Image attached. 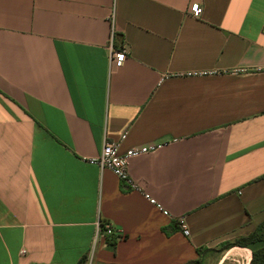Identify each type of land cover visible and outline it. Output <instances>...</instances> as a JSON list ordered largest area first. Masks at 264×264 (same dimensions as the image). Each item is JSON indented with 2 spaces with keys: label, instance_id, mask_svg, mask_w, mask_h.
Instances as JSON below:
<instances>
[{
  "label": "crops",
  "instance_id": "1",
  "mask_svg": "<svg viewBox=\"0 0 264 264\" xmlns=\"http://www.w3.org/2000/svg\"><path fill=\"white\" fill-rule=\"evenodd\" d=\"M105 141L161 145L136 189ZM263 221L264 0H0V264H249Z\"/></svg>",
  "mask_w": 264,
  "mask_h": 264
},
{
  "label": "built area",
  "instance_id": "2",
  "mask_svg": "<svg viewBox=\"0 0 264 264\" xmlns=\"http://www.w3.org/2000/svg\"><path fill=\"white\" fill-rule=\"evenodd\" d=\"M190 11L192 16L197 17L201 13V7L197 4L191 5ZM108 54L109 61L114 66V68H119L125 57L126 50L121 47L117 48L114 44V28H113V14L110 16V37L108 42ZM159 144H149L140 146L138 148L128 149L123 153L118 152L117 145L113 142L105 141L102 145L100 153L95 157L89 160V163L97 165L101 170L107 169L112 172V174L120 181L128 186L130 190L136 189V185L132 182L128 175V162L131 158L148 154L156 151L160 148ZM149 203H155L154 200L145 196ZM163 214H166L165 211H162ZM98 229L103 230V233L106 236L114 235L112 228L108 225L101 226V224H97ZM178 226L184 236L189 235L188 228L183 221V219L178 220ZM90 257L86 260V264H90Z\"/></svg>",
  "mask_w": 264,
  "mask_h": 264
},
{
  "label": "trees",
  "instance_id": "3",
  "mask_svg": "<svg viewBox=\"0 0 264 264\" xmlns=\"http://www.w3.org/2000/svg\"><path fill=\"white\" fill-rule=\"evenodd\" d=\"M107 242L111 246H114L118 236L110 235L107 236ZM262 242L264 243V221L258 225L256 230L251 233L249 236L245 238H241L240 240L233 242V243H226L222 246L219 251H223L229 249L230 247L237 245L241 247H249L251 244ZM199 252V250H198ZM87 257L83 256L77 264H86ZM249 264H264V246L258 250L251 251V259Z\"/></svg>",
  "mask_w": 264,
  "mask_h": 264
},
{
  "label": "rangeland",
  "instance_id": "4",
  "mask_svg": "<svg viewBox=\"0 0 264 264\" xmlns=\"http://www.w3.org/2000/svg\"><path fill=\"white\" fill-rule=\"evenodd\" d=\"M232 252H234V251H232ZM238 252V251H237ZM240 252V251H239ZM205 257H210V258H215V255L214 254H212V253H209V254H207ZM90 264H91V261H90ZM228 264H231V263H228Z\"/></svg>",
  "mask_w": 264,
  "mask_h": 264
}]
</instances>
